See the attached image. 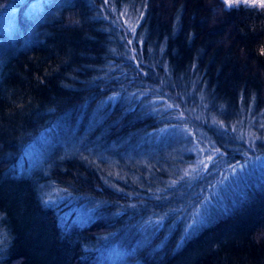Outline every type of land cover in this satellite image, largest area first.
Segmentation results:
<instances>
[{"label":"trees","instance_id":"1","mask_svg":"<svg viewBox=\"0 0 264 264\" xmlns=\"http://www.w3.org/2000/svg\"><path fill=\"white\" fill-rule=\"evenodd\" d=\"M6 1L29 41L1 55L0 264H264V182L177 240L187 179L166 184L164 148L152 138L188 123L225 149L211 118L219 102L239 124L264 111L263 10L219 0ZM36 3L46 13L29 36ZM37 140L51 181L3 178ZM105 151L126 157L121 176L98 169ZM153 152L158 171L133 164ZM51 182L59 192L44 197Z\"/></svg>","mask_w":264,"mask_h":264},{"label":"rangeland","instance_id":"2","mask_svg":"<svg viewBox=\"0 0 264 264\" xmlns=\"http://www.w3.org/2000/svg\"><path fill=\"white\" fill-rule=\"evenodd\" d=\"M219 3L220 7L223 8L235 9L243 7L245 9L246 7L250 9L254 8L255 10H263L262 13H264V7L260 6V0H255L254 3L251 2V0H249L248 3L241 0V2L233 3L231 6L226 3V0H219ZM14 5L15 4H11L6 0H1L0 2V69L4 59H6L1 56L4 51H8L10 46L23 47L27 45L29 41V39H24V37L20 38L22 32L16 24L17 8ZM39 6L40 5L36 3L32 11L25 16V20L27 18V23L31 25L29 28H27V26L25 27L28 29L27 33L29 36L34 33V30L32 31L30 29H32L35 24L38 25L40 24L39 22L42 23L44 13H46L43 12L42 8L39 10ZM214 12H216L215 9ZM128 13L131 12L128 11ZM119 14L123 16L122 10ZM125 15H127L125 16L126 23L130 26L132 16L130 14ZM41 19L42 21H40ZM16 38H19V40ZM218 105L219 106L216 107L218 114H215L216 116H211V118L214 117L213 123L215 124L217 143L223 145L225 149L217 148L215 141H211L213 140L212 138L196 134V130L192 129L191 125L188 123H182L180 127L175 128L169 125L165 127L166 129L164 132L166 133L152 137L154 143H158V145L165 149L160 148L163 153H165L167 165L159 170L160 172L166 173V184L168 186H174L177 182L181 184L183 181H179V179H182L183 176L187 179V182H185L187 186L184 195H187L186 199H188V201L186 203L189 204L186 210L183 209L182 213H179L180 217L187 214L184 218L186 228L188 224L192 222L198 210L203 213L204 210L207 209V213L203 215L201 222L187 232L182 230L183 233L179 235L177 240L186 239L187 236L192 234L198 227L201 226L202 228V226L209 225V222L218 220L224 213H227L231 207L245 198V191H247V188L249 190L252 186L259 187L261 185L260 181L264 182V127H262V125H264V111L258 112V117H256L257 115L255 117L253 115L251 117L249 114L246 115L247 118L243 119L242 124H239L234 120L235 117L233 118V115H229L228 117V113L224 111L225 108L222 103L219 102ZM238 107L241 108V105ZM184 115L185 114L182 112L179 114L180 117ZM236 125L240 127H236ZM235 130H237V133H241L243 137L238 140L231 138L233 137L231 135L232 133L234 136L236 135ZM41 142L40 140L34 141L26 147V149H23L21 156L17 159V165L12 164L10 170L6 169L3 173V178H13L16 180L23 177H33V179L34 177H41V181L50 182L51 179L45 176L48 173L41 170L44 166V162H41L43 160L38 162L32 171H29L30 167L33 165L32 159H34V156L37 157L38 160L40 159L39 151L41 150V152H44L45 148L42 147ZM214 149H219V152H214ZM208 155H213L214 159L208 164L207 169L201 166L197 172H192L191 169L197 167V162L199 160L206 161ZM30 156V162L28 161L24 164L20 163L22 157L29 160L28 157ZM102 156V163L99 164L98 169L101 168L103 172L111 173L112 175L115 174V172H113L114 169V171L117 170L118 175L121 176V168L119 166L122 165L123 158L126 157L116 158L107 151L102 153ZM257 157H259V159H257ZM117 161L119 166L116 164ZM147 162L153 163V165L149 167L151 172L158 171L156 169L161 162L158 161V157L155 158L154 152L151 156L138 153L133 159L134 165H146ZM23 165H26V167L22 170ZM231 165L238 166L235 176L232 174ZM163 166V163H161V167ZM241 167L243 169L242 171ZM186 171L190 173L187 176L185 175ZM175 172L177 173L174 174ZM225 176H228L227 180H224ZM189 177L191 179H189ZM221 181H223V183H221ZM47 185L51 187L46 190L44 186L41 187L44 197H52L55 193L58 194L59 190L57 185H53L52 182ZM195 185H197V187H195ZM180 197L182 196L178 197L179 200H181ZM81 212L84 215L86 213L83 208H81ZM121 260H123V258H121ZM98 264H101V261L98 262Z\"/></svg>","mask_w":264,"mask_h":264},{"label":"snow or ice","instance_id":"3","mask_svg":"<svg viewBox=\"0 0 264 264\" xmlns=\"http://www.w3.org/2000/svg\"><path fill=\"white\" fill-rule=\"evenodd\" d=\"M105 2H107V0H105ZM241 2V0H226V3H228L229 6H231L233 3H239ZM243 2L245 3H248L249 0H243ZM251 2H255V0H251ZM260 6L261 7H264V0H260ZM134 31V29H133ZM262 127H264V125H262ZM214 152H219V149H214ZM214 157L213 155H208L207 156V160H199L197 162V167L196 168H193L191 169L192 172H197L199 170V168L202 166L204 169H207L208 167V164L211 163L213 161ZM257 159H259V157H257ZM231 171H232V174L235 176L236 173H237V165H231ZM242 167H241V171H242ZM190 173L188 171L185 172V175H189ZM228 179V176H225L224 177V180H227ZM221 183H223V181H221ZM207 213V209L204 210V212L202 213L200 210L197 211V213L194 215L193 219H192V222L190 224H188L187 228L185 229V231L187 232L189 229H192L194 228L195 226H197L202 218H203V215Z\"/></svg>","mask_w":264,"mask_h":264},{"label":"bare ground","instance_id":"4","mask_svg":"<svg viewBox=\"0 0 264 264\" xmlns=\"http://www.w3.org/2000/svg\"><path fill=\"white\" fill-rule=\"evenodd\" d=\"M25 159V160H24ZM28 159L29 160H27L26 158H24V157H22L21 159H20V163L21 164H24V163H27L28 161L30 162V159H31V156L30 157H28ZM33 160V165L30 167V170L29 171H32L35 167H36V164L38 163V160H37V157H35L34 156V159H32ZM17 160L14 162V164H16L17 165ZM26 167V165H23V167H22V170L24 169ZM196 204V203H195Z\"/></svg>","mask_w":264,"mask_h":264}]
</instances>
